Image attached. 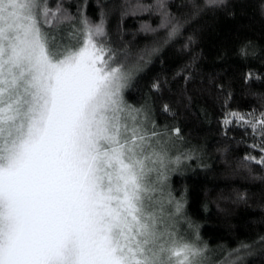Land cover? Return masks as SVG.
Instances as JSON below:
<instances>
[{
	"label": "snow or ice",
	"instance_id": "1",
	"mask_svg": "<svg viewBox=\"0 0 264 264\" xmlns=\"http://www.w3.org/2000/svg\"><path fill=\"white\" fill-rule=\"evenodd\" d=\"M60 13L0 0V264H200L165 212L163 134L123 100L135 69L116 63L103 22ZM228 116L264 138V112ZM252 147L262 155L244 159L264 166Z\"/></svg>",
	"mask_w": 264,
	"mask_h": 264
},
{
	"label": "trees",
	"instance_id": "2",
	"mask_svg": "<svg viewBox=\"0 0 264 264\" xmlns=\"http://www.w3.org/2000/svg\"><path fill=\"white\" fill-rule=\"evenodd\" d=\"M47 2L76 28L84 17L103 22L116 63L135 69L123 100L165 134L163 195L169 212L182 205L179 228L208 249L209 264H264V166L244 159L260 158L252 145L264 138L228 116L264 112V0Z\"/></svg>",
	"mask_w": 264,
	"mask_h": 264
},
{
	"label": "rangeland",
	"instance_id": "3",
	"mask_svg": "<svg viewBox=\"0 0 264 264\" xmlns=\"http://www.w3.org/2000/svg\"><path fill=\"white\" fill-rule=\"evenodd\" d=\"M122 95H123V93H122ZM136 109H139V108L136 107ZM145 127L148 130V128H149V121L146 122ZM161 137H163L165 139V134H163ZM171 163H172V157L171 156L168 157L167 156V153H166L165 159H164V167L161 168V169H159L161 175H160V178H159V185L158 186L161 187L162 189H163V184L165 182L163 173L166 171V169H170ZM157 167L159 168V165H157ZM153 179H156V174H153ZM172 204L173 203L166 204V206H165V212L172 214V218L170 220V223H173L175 225V231H176L177 239L178 240H181L182 239L184 242L192 243V244L196 245L197 247L201 248L199 246L198 242L196 241V239H194L193 236L190 233H188L187 231H184L182 228L181 229L179 228L180 220L178 219V217H176L177 214L175 212V204L172 206V212H169L168 211V206L169 205H172ZM201 249H203V248H201ZM203 250L204 251H203L202 256H200L198 258L199 259V262H200V264H209V261H210V252H208V249H203Z\"/></svg>",
	"mask_w": 264,
	"mask_h": 264
}]
</instances>
